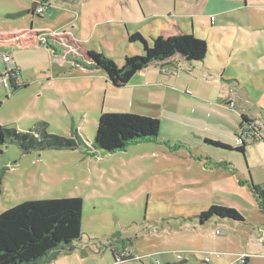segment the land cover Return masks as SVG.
I'll return each mask as SVG.
<instances>
[{
    "label": "rangeland",
    "instance_id": "obj_1",
    "mask_svg": "<svg viewBox=\"0 0 264 264\" xmlns=\"http://www.w3.org/2000/svg\"><path fill=\"white\" fill-rule=\"evenodd\" d=\"M240 1L236 22L242 33L230 54L237 55L241 73L234 67L232 78H226L223 68L208 72L180 64L170 84L141 75L122 84L88 53L103 54L122 67L126 56L143 54L142 44L130 43L129 35L139 32L150 43L158 36H179L173 26L166 27L173 19L168 15L197 13L202 0H0V71L16 68L14 60L4 61L8 55L21 63L29 85L0 88V125L24 132L44 122L58 136L80 132L87 144L75 151L29 153L16 143L0 145V214L27 201L84 200L83 236L74 244L79 253L64 246L54 264H115L110 245L120 251L125 245L137 256L159 253L154 260L161 263L163 257L179 263L180 255L195 264V255L237 264L230 254L246 252L249 240L253 253H260L264 211L239 181L262 184L264 190V146H253L240 130V112L250 100H264V0ZM42 3L50 7L33 13ZM32 29L43 33H24L27 38L49 50L30 52V44L13 43L18 33ZM157 70L150 68L148 80L156 79ZM103 113L159 119L160 134L107 153L94 145ZM251 115L262 125L258 112ZM241 139L249 144L245 154L236 150ZM213 205L236 209L244 221L214 217L201 224L198 216ZM82 248H91L97 258L85 260ZM217 253L220 257L213 256Z\"/></svg>",
    "mask_w": 264,
    "mask_h": 264
},
{
    "label": "trees",
    "instance_id": "obj_2",
    "mask_svg": "<svg viewBox=\"0 0 264 264\" xmlns=\"http://www.w3.org/2000/svg\"><path fill=\"white\" fill-rule=\"evenodd\" d=\"M129 42H140L143 54L125 57L122 67L94 51L89 52L88 57L118 82L127 84L137 72L155 62L164 63L179 55L189 64L201 63L208 53L207 42L193 34L167 38L158 36L150 43L137 32L129 35ZM12 83V89H19L14 81ZM254 123L255 121L243 116L241 129L249 127L252 144L264 143L262 128ZM160 130L161 121L156 118L131 113H103L99 117L94 145L107 153H115L124 150L130 143L156 139ZM76 136L67 138L52 134L48 131V124L44 122L37 123L27 132L0 125V145L16 143L24 153L48 149L75 151L81 148V144L87 145L80 134ZM208 142L231 149L220 142ZM247 145V142H243L236 150L245 154ZM224 165L219 163L220 167ZM240 184L250 187L260 209L264 211V190L261 185L252 181H240ZM83 213L84 200L80 197L27 201L4 211L0 214V264H44L46 260L56 257L64 246L72 248L83 236ZM214 217L244 221V217L236 209L215 205L201 212L198 219L201 224H205ZM117 256L115 254V259ZM129 260H133L131 254L125 262ZM248 261L249 258L245 264Z\"/></svg>",
    "mask_w": 264,
    "mask_h": 264
},
{
    "label": "crops",
    "instance_id": "obj_3",
    "mask_svg": "<svg viewBox=\"0 0 264 264\" xmlns=\"http://www.w3.org/2000/svg\"><path fill=\"white\" fill-rule=\"evenodd\" d=\"M47 1H49V0H47ZM85 1H87V0H85ZM202 4H203V7L199 12L188 13L186 15L181 14L179 16L180 19L177 18L178 15H175V14L168 15L169 18H173V19H171V21L166 24V27L168 28V26H171V27L173 26V31L175 28L180 35V34H182V32H180L179 29L177 28V25H179L182 29L185 30L186 33L189 34L190 29H191V31H192L191 34L195 35L196 37H198L200 39L206 40L207 44H208V53H207L205 60L201 63L189 64L185 61V59L183 57L178 55L174 59L166 61L164 63L163 62H155V63L151 64L148 68L137 72L131 80H133L137 75H141L140 77L144 78L147 81L161 83V80H162L164 83L170 84L171 81L176 80L173 74H175L176 72H179V73L181 72V69L179 67L180 64H186L190 67L192 66L193 70L195 69L194 67H196L197 65H199L200 67L203 66L204 69L207 70L208 72H210V71L216 72L218 70H222V68H223V71H225L226 75L224 73H222V74L226 78H232V72H233L234 67L237 68L235 72H237V71H238V73L242 72V70L239 72L238 67L236 66L237 62L234 61L237 59V55L230 54L233 51V48L235 45L234 43L237 40V36L242 33L240 31L242 26L236 22V20H237L236 11H237L238 7L242 6L241 1L240 0H202ZM24 33H28L29 36L31 34H32V36H34L37 33H43V32L33 30V29L30 31H26V30L22 31V32L17 34L18 37L16 36L13 39L14 40L13 43L14 42H20V43L30 44L31 49H28V50H31L30 52L45 49V48H42L43 47L42 43H38V39L27 38V34H24ZM174 33H175V31H174ZM186 33H184V34H186ZM22 34H23V36H20ZM20 37H21V39H20ZM170 37H173V36H170ZM239 46H242V45L240 44ZM23 48L26 49L27 47H23ZM46 49L49 50L48 48H46ZM12 60H14V65L18 69V75H17V77H14L15 86H17L18 88L29 86L27 81H25V79L23 78V74L25 72H24L23 67H21V63L18 62L17 60H15L14 58H12ZM41 66L42 65L37 64L35 68L39 69ZM153 66L158 67L156 79L148 80L150 68ZM164 68H168V70H169L168 74L163 72ZM1 74H2V72L0 71V76H1ZM262 78L264 79V77H262ZM261 88H262V91H260V94H261L260 99L262 100V99H264V85ZM247 103L248 104L245 105L246 110L240 112L242 122H243V116H245L247 119L250 120V119H253L251 113H257L258 112L259 118L262 121L261 122L262 125H260V124L259 125L262 128V136L264 137V100L263 101L250 100V102H247ZM242 122H241V125H242ZM241 125H240V128H241ZM29 130L30 129H28L24 132H27ZM21 132H23V131H21ZM78 133L80 134V132H78ZM253 146H264V143L259 142V143L253 144ZM224 168L227 169V167H225V166H224ZM239 184H240V181H239ZM257 185H259V184H257ZM241 186H246V185H241ZM256 200H257V198H256ZM257 203H258V201H257ZM258 207L260 209L259 203H258ZM259 231H260L258 234L259 237H257L258 243H260L259 239H260V237L263 236L264 229H259ZM118 240L121 241L122 245H124V242L126 241V239L123 237L118 238ZM74 244H73L72 248H70V251L71 252L73 251L74 254L79 253L77 250L74 251V249H75ZM260 244H262V248H261L260 253L259 252L253 253L252 242H251V240H249L246 244V246L248 247L246 252L239 253V254H233V253H231V254L230 253H224V254H230L232 256H236V263H237V258L239 256L247 255L249 258L248 264H264V243H260ZM110 246H111L110 250H111V253H112L114 260H116L115 254L120 255L123 252H128L133 256V260H129L126 263L137 261L140 264H155V261H159L158 259L154 260V258L157 257L159 253H150L147 255L137 256L132 251H128L127 247L125 245L123 246L122 251H120V249L115 247V246H112V245H110ZM82 249L83 250L85 249L84 250L85 251L84 252V254H85L84 259L85 260L90 261V260H92V258H97V256L93 257V255H95V254H93V250L91 248H89V249L82 248ZM96 250H98V249H96ZM86 251H89V252H86ZM98 251H99V254L102 253V250H98ZM96 253H98V252H96ZM58 256L59 255L52 258L51 260H46V262L44 264H46V263L47 264H54L55 261L53 262V260L57 259ZM161 256H163V254H161ZM193 257L195 259V264H205L204 261L198 260L195 257V255H193ZM103 258H105V251H104V257ZM139 258H141V260H139ZM145 259H150L151 261L145 262L144 261ZM163 259L164 260L161 259L162 263L159 261V264H189V260H187V259H184V260L180 261L179 263H176L175 261H171L166 257H163ZM115 264H116V262H115ZM210 264H215V263L211 261Z\"/></svg>",
    "mask_w": 264,
    "mask_h": 264
},
{
    "label": "built area",
    "instance_id": "obj_4",
    "mask_svg": "<svg viewBox=\"0 0 264 264\" xmlns=\"http://www.w3.org/2000/svg\"><path fill=\"white\" fill-rule=\"evenodd\" d=\"M49 7H50L49 5L47 6L45 3H42L41 5L36 6L35 12H37L38 14H43L47 10V8H49ZM4 61L6 63H10L12 61V58L8 55H5ZM163 72L168 74L169 73L168 68H164ZM175 74H176V76H179L180 73L176 72ZM17 75H18V69L17 68L12 69V70H6V72L1 74V76H0V88H4L7 91H11L13 88L12 87V84H13L12 81H14V77H17ZM254 125L257 126V125H259V123L255 122ZM244 129L246 131V134H249L248 138H251V134L249 133V127H246ZM241 130H243V129H241ZM240 142H241V144H243L244 140L241 139ZM217 235H222V232L217 231ZM259 241H260V243H264V233H263V236L260 237ZM220 255L221 254L217 253V254H214L213 256L220 257ZM129 256H130V253H128V252H123L122 254L118 255L116 260H115L116 264L124 263L125 259H127ZM177 258L179 261L186 259L180 255ZM247 259H248L247 255H241L237 258V263L238 264H245ZM139 260H141V258H139ZM204 263L210 264L211 259L206 258L204 260ZM155 264H159V261H155Z\"/></svg>",
    "mask_w": 264,
    "mask_h": 264
}]
</instances>
